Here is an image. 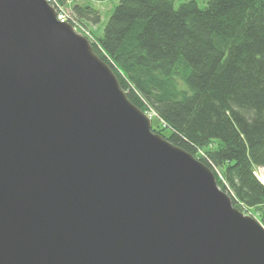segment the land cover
<instances>
[{"label":"water","instance_id":"95a60500","mask_svg":"<svg viewBox=\"0 0 264 264\" xmlns=\"http://www.w3.org/2000/svg\"><path fill=\"white\" fill-rule=\"evenodd\" d=\"M0 264H264L261 223L47 0H0Z\"/></svg>","mask_w":264,"mask_h":264},{"label":"trees","instance_id":"16d2710c","mask_svg":"<svg viewBox=\"0 0 264 264\" xmlns=\"http://www.w3.org/2000/svg\"><path fill=\"white\" fill-rule=\"evenodd\" d=\"M51 1L88 30L128 100L159 120L152 131L264 227V0H119L102 31L103 0Z\"/></svg>","mask_w":264,"mask_h":264},{"label":"rangeland","instance_id":"374dc122","mask_svg":"<svg viewBox=\"0 0 264 264\" xmlns=\"http://www.w3.org/2000/svg\"><path fill=\"white\" fill-rule=\"evenodd\" d=\"M79 2H81L82 0H78ZM174 5L175 6H178L179 4L183 3V2H187V1H190V0H172ZM196 1L199 5H204L205 2L207 0H194ZM119 3V0H103V1H100V2H95L94 1V4L95 6H97L100 10H101V13H102V17H101V25H97L98 27L101 28V31H102V28H103V24L106 22V19L108 17V15H110L111 13V10L114 6H116L117 4ZM69 5V4H68ZM61 7V6H60ZM65 11L67 12L68 15H70V11H69V8L66 6L64 7ZM74 26L76 27V31L80 34L82 33H88V30L86 28H83L82 26H79V25H75ZM93 30H95V28L97 27H91ZM89 34V33H88ZM90 36V35H89ZM149 115L152 116V118H154L152 121V126L153 127H156L157 129L160 128V125H162L159 120L153 115V113H150ZM256 176L258 177V179L261 178V175H260V169L257 170L256 172ZM245 215H249V214H245ZM250 216V215H249Z\"/></svg>","mask_w":264,"mask_h":264},{"label":"built area","instance_id":"2783aa9c","mask_svg":"<svg viewBox=\"0 0 264 264\" xmlns=\"http://www.w3.org/2000/svg\"><path fill=\"white\" fill-rule=\"evenodd\" d=\"M49 2V4L56 10V16H57V20L60 22H67L69 24H71L70 21V17L67 14V12L65 11L64 7H60V6H56V4H54L51 0H47ZM72 25V24H71ZM74 27V29L76 30V27L74 25H72ZM83 35H85L86 37H89V34L87 33H82Z\"/></svg>","mask_w":264,"mask_h":264},{"label":"bare ground","instance_id":"6f19581e","mask_svg":"<svg viewBox=\"0 0 264 264\" xmlns=\"http://www.w3.org/2000/svg\"><path fill=\"white\" fill-rule=\"evenodd\" d=\"M261 178L259 179L264 184V168L260 169Z\"/></svg>","mask_w":264,"mask_h":264}]
</instances>
